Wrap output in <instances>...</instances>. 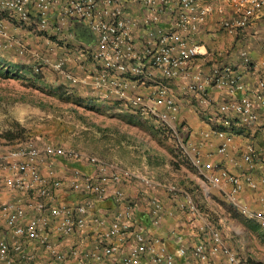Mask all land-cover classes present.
I'll use <instances>...</instances> for the list:
<instances>
[{"label": "built area", "instance_id": "1", "mask_svg": "<svg viewBox=\"0 0 264 264\" xmlns=\"http://www.w3.org/2000/svg\"><path fill=\"white\" fill-rule=\"evenodd\" d=\"M216 1L0 0V48L3 54H15L22 64H30L36 75L52 71L61 84L91 89L104 100L125 104L144 119L167 124L179 149L212 185L220 178L232 185L234 201L241 180L226 170L218 177L206 172L198 147L190 141L189 128L180 121V101L165 83L180 80L188 93L204 102H209L207 88L225 91L227 98L217 110L242 126L258 121L259 109L264 112V79L244 92L242 73L229 65L214 64L209 74L193 68V60L201 54L195 34ZM227 1L231 14L219 26L231 36L239 35L264 13V0ZM15 30L27 35L28 41L16 37ZM79 33L88 40L79 39ZM26 41L35 44L31 61L26 60ZM64 47H73L91 68L76 75L68 68V61L76 62V57L58 52ZM239 54L242 64L250 68L247 52ZM213 133L219 139L217 153L224 154L232 135L225 129ZM247 147L243 161L249 171L244 172V180L254 187L255 150ZM58 166L65 169L63 176L57 174ZM134 180L145 193L142 206L121 188ZM1 187L19 196L17 201L0 203L8 232L0 237L4 264H12L13 254L27 261L36 259V247L54 264H181L178 259L185 257L187 249L199 261L222 254L225 264H249L225 245L214 226L203 231L190 248L178 236L176 251H169L151 230L159 226L164 212L162 200L152 190L176 194L178 188L79 150L34 141L2 143ZM24 197L28 198L23 203ZM183 207L192 215L197 209L190 201ZM241 212L264 228V210L249 212L242 207Z\"/></svg>", "mask_w": 264, "mask_h": 264}, {"label": "crops", "instance_id": "2", "mask_svg": "<svg viewBox=\"0 0 264 264\" xmlns=\"http://www.w3.org/2000/svg\"><path fill=\"white\" fill-rule=\"evenodd\" d=\"M213 5L215 7L213 12L208 15L200 25L198 33L195 34V42L200 46L199 51L201 54L193 60V68L200 70L203 74H209L214 64L229 65L234 70L242 73L244 92H250L256 87L259 79H264V13L239 35L231 36L223 32L219 26L220 20L231 14L230 3L227 0H217ZM14 34L18 38H23V36L26 39L28 38L19 30H15ZM78 38L88 40L89 37L86 34L79 33ZM27 43L33 44L31 41ZM242 50L247 52L251 60L250 68L242 64L239 54ZM63 51L74 58L76 57V62L68 61V68L76 75H82L91 68L89 61L77 57V52L73 47L58 49L60 53ZM9 57L2 53V60L16 66L20 72L23 71V68L14 61L17 59L15 54H10ZM19 63L23 65L22 60ZM56 79L57 77H54L51 81L54 82L51 87L61 84ZM165 83L180 101V121L189 128L190 141L198 147L206 172L218 177L221 170H226L239 177L242 187L236 193V199L233 201L232 185L226 179L220 178L216 186L212 185L186 157L193 173L185 172L183 175L185 179L183 181L179 179V183L183 187L177 185L178 193L172 194L164 189L152 190V193L162 200L164 212L159 226L152 227L151 230L163 240L169 251L175 252L178 247V236L183 240L182 243L190 248L203 234V231H206L210 226H214L220 231L225 245L231 251L248 261L249 264H261L264 258V254L261 252L262 246H264V236L259 233L255 234L253 229L257 226V220L243 214L241 209L243 207L249 212L264 210V112L259 109V120L251 125L242 126L227 120L228 116H224L217 110L218 105L227 98L225 91L214 87L207 88L205 96L209 102H204L199 95L188 93L180 80L165 81ZM66 87L67 93L86 99L89 103L95 101L101 107H108V103L114 102L104 100L91 89L69 85ZM184 94L186 98H179ZM218 129H225L233 137L224 154L217 153L219 139L213 131ZM206 132L209 135L204 137L203 133ZM248 145H252L255 150V168L251 170L254 187H251L244 180V172L249 171L248 165L243 161V155ZM181 154L183 153L181 152ZM180 157L178 156V158ZM153 160L154 158H151L150 163ZM178 166L182 169L181 165ZM137 172L146 175L142 171ZM57 174L63 176L65 169L58 166ZM121 188L131 201L142 206L145 193L139 181L134 180L123 183ZM18 197L17 193L8 188H0V203L17 201ZM24 198L22 199L23 203L28 197ZM187 201L192 202L197 207L193 215L189 214L187 209L183 207V204ZM2 235L6 237L8 232H5L0 215V237ZM34 249H36V259L27 261L13 254L12 264H54L46 253L41 251V248L36 247ZM178 260L181 264H225V258L222 254L210 255L207 260L199 261L192 257L189 249H187L185 257H180ZM0 264L4 263L0 261ZM66 264L75 263L68 261Z\"/></svg>", "mask_w": 264, "mask_h": 264}, {"label": "rangeland", "instance_id": "3", "mask_svg": "<svg viewBox=\"0 0 264 264\" xmlns=\"http://www.w3.org/2000/svg\"><path fill=\"white\" fill-rule=\"evenodd\" d=\"M28 49L26 60H30L35 44L28 43ZM15 56V63L23 68L21 72L2 60L0 48L1 145L26 141L58 144L122 168L142 171L156 181L176 187L182 186L179 179H185V172L193 173L186 156L179 150L176 135L167 124L144 119L119 101H109L108 107H101L95 101L89 103L67 93V85L51 87L56 77L54 72L45 70L36 75L30 64L20 65L21 60ZM181 97L184 99L186 95ZM17 124L23 127V132ZM7 131L20 135L8 139L4 136ZM151 158H154L152 163ZM258 224L253 230L256 235L264 236V228Z\"/></svg>", "mask_w": 264, "mask_h": 264}, {"label": "trees", "instance_id": "4", "mask_svg": "<svg viewBox=\"0 0 264 264\" xmlns=\"http://www.w3.org/2000/svg\"><path fill=\"white\" fill-rule=\"evenodd\" d=\"M2 66H3V63H2ZM6 69V68H4ZM8 71H11V70H8ZM17 126L19 127L20 130H22L23 132V127H20L19 124H17ZM20 134H13L11 133L10 131H7L6 134L4 135L5 137H7L8 139H11V138H16L18 137ZM180 150V149H179ZM181 151V150H180ZM182 152V151H181Z\"/></svg>", "mask_w": 264, "mask_h": 264}]
</instances>
